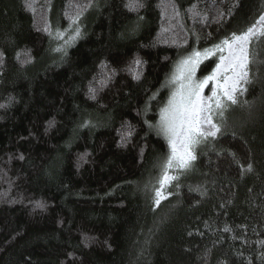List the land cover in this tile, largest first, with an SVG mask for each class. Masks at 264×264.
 Returning <instances> with one entry per match:
<instances>
[{"label":"trees","instance_id":"obj_1","mask_svg":"<svg viewBox=\"0 0 264 264\" xmlns=\"http://www.w3.org/2000/svg\"><path fill=\"white\" fill-rule=\"evenodd\" d=\"M141 2L0 0V264H264V37L241 102L189 170H170L159 206L169 147L149 127L176 61L246 30L264 0Z\"/></svg>","mask_w":264,"mask_h":264},{"label":"snow or ice","instance_id":"obj_2","mask_svg":"<svg viewBox=\"0 0 264 264\" xmlns=\"http://www.w3.org/2000/svg\"><path fill=\"white\" fill-rule=\"evenodd\" d=\"M26 6L31 7V4ZM126 7L137 11L143 8L144 4L141 0H129ZM78 18L79 13L72 21L73 25L77 23ZM203 19L206 20L207 17ZM57 36H63V33L58 32ZM80 36V28L75 27L73 35L69 36L64 45L56 51L66 54V48ZM260 37H264V13H261L246 30L239 34L231 33L229 37L223 38L210 48L193 49L173 66L165 84L171 89L170 95L159 111L157 124L149 125L150 128H155L158 136L166 139L170 150L168 157L161 165L162 175L159 179V187L152 189L156 206L168 198L164 194L165 186L178 179L177 176L170 175V170L174 167L184 171L189 170L197 158L195 155L197 147L206 143L208 138L217 137L222 130L223 125L217 124L214 118L218 116L223 119L225 111L231 105L241 102L239 97L245 93V85L251 82L249 79V46L254 38ZM217 53L220 54L219 62L215 64L211 72L199 77L198 71L201 70V65ZM17 58L19 59V54ZM2 62L3 54L0 53V63ZM142 63L139 58L133 61L137 67H140ZM132 75L133 79L139 80L141 73L133 71ZM205 89H210L209 95H205ZM89 93L90 97L95 99L96 89L90 87ZM244 103L247 104V101ZM6 106L0 104V108ZM54 123V121H49L48 127H53ZM88 123L85 122V126ZM128 135L130 136L131 133L129 132ZM20 159H23V156ZM81 159L83 160L84 157L82 156ZM248 170H251V165ZM145 190H149L148 185L145 186ZM196 190L199 191V189ZM203 194L201 192V195ZM168 195L170 196L171 193ZM35 207L44 209L46 205L41 201H36ZM224 231L228 232L230 229L225 227Z\"/></svg>","mask_w":264,"mask_h":264},{"label":"rangeland","instance_id":"obj_3","mask_svg":"<svg viewBox=\"0 0 264 264\" xmlns=\"http://www.w3.org/2000/svg\"><path fill=\"white\" fill-rule=\"evenodd\" d=\"M164 14H165V12H164ZM165 17H166V14H165ZM164 19H165V18H164ZM164 19H163V21H162V25H164V22H165ZM167 20H168V19H167ZM166 25L168 26V24H166V23H165V27L162 26V30H164V29L167 28ZM71 27H72V25L69 26L68 28H71ZM66 30H69V29H66ZM58 32L63 33V36H65V34H66V31H65L64 29H61V28H57V29H56V28H55V30H54V32H53V35H54L57 39L62 37V36H59V37L57 36V33H58ZM73 33H74V32H73ZM73 33H71L69 36L73 35ZM212 46H213V45H212ZM212 46H210V47H212ZM210 47H206V48H210ZM203 49H205V48L198 49V50H203ZM225 54H226V53H225ZM185 55H187V54H184L183 56H185ZM219 55H220L219 53L216 54L217 59H216L214 65H213L208 71H206L205 73H203V74H201V75L198 74L199 77H203L204 75H206V74H208L209 72H211L212 68L215 67V64L219 62ZM183 56H181V57H183ZM181 57H180V58H181ZM180 58H179V59H180ZM179 59H178V60H179ZM178 60H177V61H178ZM177 61H176V62H177ZM174 65H175V64H174ZM172 70H173V69H172ZM171 72H172V71H171ZM168 78H169V77H168ZM170 91H171V89L169 90V94H168V96H167V98H166L164 104L162 105V107L166 104L167 99H168V97H169V95H170ZM209 94H210V89H205V95H209ZM158 120H159V117H158ZM157 122H158V121H157ZM169 151H170V150H168L167 157H168V155H169ZM167 157H166V158H167ZM175 169H176V168L174 167L173 169H171V171H173V170H175Z\"/></svg>","mask_w":264,"mask_h":264}]
</instances>
